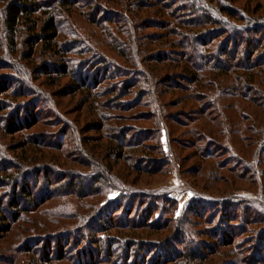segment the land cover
<instances>
[{
	"label": "rangeland",
	"instance_id": "1",
	"mask_svg": "<svg viewBox=\"0 0 264 264\" xmlns=\"http://www.w3.org/2000/svg\"><path fill=\"white\" fill-rule=\"evenodd\" d=\"M9 1L0 0V162L31 165L43 190L53 177L48 189L60 196L14 225L0 241V264H162L177 251L202 254L190 264H264V65L250 61L262 53L250 46L264 34L250 28L264 22V0H219L238 18L205 0L209 18L229 23H207L198 34L206 45L175 26L171 0H42L58 11L59 57L43 43L32 49L31 30L9 42ZM232 25L245 33L231 34L238 45L228 49ZM157 117L167 125L156 127ZM10 119L26 128L10 133ZM122 130L125 144L150 149L132 146L115 159ZM48 135L54 143L45 146ZM142 163L162 170L137 174ZM84 186L91 195H78ZM132 222L138 230L129 231ZM135 233L141 245L127 250ZM95 238L104 241L90 251ZM62 248L63 261L55 258Z\"/></svg>",
	"mask_w": 264,
	"mask_h": 264
},
{
	"label": "trees",
	"instance_id": "2",
	"mask_svg": "<svg viewBox=\"0 0 264 264\" xmlns=\"http://www.w3.org/2000/svg\"><path fill=\"white\" fill-rule=\"evenodd\" d=\"M159 1H155L152 7H158L161 6L159 4ZM180 0H171L172 4L171 6L174 7V10L169 12L170 17H173L176 20V25L178 26L180 29H184L186 30V28L190 29V33L192 34V36L190 37L192 40L190 41L191 44L193 45H206L207 44V40H203L201 37H199V33L201 32V29L204 28L206 26L207 23H213L216 25H220V26H225L229 23L225 22L224 20H222L221 18H217V17H210L209 15H207L206 10H205V5H204V1L205 0H189V4L186 3L185 0H182L181 3L179 4ZM200 1L202 3H200ZM217 2V6H215V8L213 7H208L209 9H212L213 12H217L218 14H224L227 15L231 18H238L239 17V11L237 10V8H235L234 6H229L227 4H222L219 0H215ZM237 1V0H235ZM158 2V3H157ZM81 3V1H74L72 3H64L61 2L58 7H71L74 4L77 5ZM170 3L169 1L167 2V4ZM51 4L46 2L44 4V2H42V0H10L8 2V4L6 5L5 9H4V15H5V20H4V26L6 28V35L7 38L9 40V42L13 45L16 46L17 45V40L20 37V35L23 33V31L25 30H31V36L28 39V44H32L31 48L34 49L35 45L41 44L42 45V50L44 51V53H53L52 55H56V57L60 56L62 53L63 55L66 54L65 48L64 46H62L59 43V31H58V22H57V10L55 9L56 7L51 6V9H47L46 7H50ZM261 7V6H260ZM258 9H261V8ZM207 8V9H208ZM208 9V11H209ZM56 10V11H55ZM167 13V12H166ZM212 16H218L215 13H211ZM197 16L201 17V20H197V22H195V18ZM44 17V18H42ZM255 22V21H253ZM252 24V23H250ZM185 27V28H184ZM198 29V30H195ZM252 33H261L264 34V22H257L253 25L252 28H250ZM231 30V31H230ZM183 31V30H182ZM233 31V32H232ZM248 32V31H246ZM224 33V32H222ZM227 33H229V39H228V49L230 47V44L232 43L233 36L231 34L234 35L238 34V36L242 35L243 31H241L237 26H231V28L227 31ZM256 34V33H255ZM257 35V34H256ZM222 35L219 34V31L216 33L215 35V39L221 37ZM244 37V36H242ZM240 37V38H242ZM264 38V35L262 36ZM36 40L35 43L33 44L32 40ZM193 40L195 42H193ZM248 41V40H246ZM238 40L235 39L233 46L235 47V45L237 46ZM241 46V45H240ZM253 46V47H251ZM250 46V50L254 52V50L252 48H255L256 50H262V53H259L258 56H256V58H254V56L256 54H252V62H262V65H264V40L261 39H255L254 42L251 43ZM234 51V49H233ZM239 53V52H238ZM192 56V55H191ZM210 57L208 59V61H210ZM187 62L192 64V58L189 57L187 59ZM204 63V62H202ZM201 63V64H202ZM200 64V65H201ZM192 66L194 67V69H197V67H195L193 64ZM202 66V65H201ZM207 66V64L205 65ZM250 68H255L250 66ZM253 71V69H250ZM49 71V70H48ZM65 73H67V71H64ZM227 70H225V74H227ZM253 73V72H252ZM86 82H82V85H85ZM207 98V97H206ZM161 112V111H160ZM104 115V114H103ZM100 118H102L101 121H103V116H100ZM105 119V118H104ZM164 119V118H163ZM167 119V117H166ZM35 122L33 123H29L27 129L32 128L34 125H36L38 123L37 120H34ZM160 121H162L163 123L161 124ZM24 120L20 121L18 125H21L18 129H14L12 128L13 124H15V122H13L11 119L8 121L7 123V130L11 129L10 133H16L19 130H22L24 128H26L24 126ZM21 123V124H20ZM23 123V124H22ZM100 125H102L101 123H99ZM167 125V122L163 121L161 117H157L156 118V127H165ZM17 126V125H16ZM144 131L143 130H139L138 133H136V136H140L142 135ZM124 133L126 134L125 130H122L120 132V136H121V140L125 139L126 140V136L124 135ZM154 134V132H153ZM156 134V133H155ZM157 136V134L155 135ZM146 137L148 138V135L145 134L144 139H146ZM46 139L43 140V138L41 140H39L40 143H42L43 141H46L45 146H48L54 142H50L48 143V139L51 138L49 135L45 137ZM139 140V138L137 139V141ZM139 143L137 144V146L142 147V151L144 152L147 148L150 149L147 144H144L145 141L143 140H139ZM143 142V144H142ZM31 142L28 143V145H30ZM35 144L40 145L38 143L35 142ZM27 146V145H25ZM133 146L137 147L135 144L132 145V140L129 141L127 144H125V142L122 140V142L120 141V143L118 142V147L115 148L114 150H110V153H115L113 155H115V159H125L126 155H125V148H131ZM154 148L157 149V144L153 145ZM154 150L153 148H151V151ZM160 150L162 151V149L160 148ZM119 151V152H116ZM163 153V152H162ZM164 159V158H162ZM167 160V158H166ZM168 161V160H167ZM156 163V162H155ZM24 161L23 160H16V162H0V241L4 240L12 231L14 225L16 223H18L19 221L22 220V216L24 214H28L32 208H36V207H40L41 205H43L45 202H47L50 199L59 197L60 194L57 192H53L51 190H49L48 188L50 187L51 184H53V177H48V180L46 179V181L48 182L46 185V190H43V188L40 186L41 180L39 179L38 175L36 176V178L34 179V181H32L31 174H36V170L32 169L31 165H23ZM136 165V166H135ZM133 165L134 167V171L137 172V174L141 173V171L146 172V173H151V172H155V171H159L162 170V168H158V169H154V166L147 167V165L145 164H135ZM47 169V166H43L41 168V171ZM77 178V177H76ZM78 179H81V177L79 176ZM96 178H93V180ZM45 181V182H46ZM40 188V189H39ZM88 188V185H87ZM84 191L86 192V187L84 186ZM78 195H91L89 191H87L86 193H79ZM190 211H195V207L193 206V204H190L189 208ZM104 211V209H103ZM105 215L104 212L100 211L98 213V216L100 215ZM133 223V222H132ZM101 227L99 232L100 233H107V231H109V226H107L106 224H102V222H100ZM135 224L133 223V226L129 227V231H134V230H138L139 226H134ZM155 226L156 225H150L149 226V230H155ZM112 228H117L118 230H125L126 227H128V223H121V224H111ZM160 228V227H159ZM128 230V229H127ZM138 233L134 234L133 236H128L127 241H126V246H127V250H129L130 245H134V247H140V242H138L137 236ZM228 237V236H227ZM140 238V237H138ZM230 239V238H228ZM168 239L164 240V241H160L158 242L159 247L164 248L163 246L166 247V249H169L167 247V245L169 244V241H167ZM170 240H174V238H170ZM93 242L91 243L92 245H90L91 248H93L90 251H93L95 249V247H93V245H98L100 242H103V238H95L94 240H92ZM121 239L119 240V243L122 244ZM171 242V241H170ZM161 248V250H163ZM63 250L58 252V254H56L55 258L57 260H66L67 258V254L64 250V248H62ZM128 253V251H127ZM114 256V254H112ZM111 256V255H110ZM115 257V256H114ZM177 257V258H176ZM167 256H165V258L163 257L161 260L162 264H173L175 262L181 261V262H185V264H190L192 261L198 260V259H202V254H190L188 252H179L177 251L175 256H169L167 259ZM74 258L70 257V260L72 261ZM83 259V258H81ZM74 261V260H73ZM115 261H117V259H115ZM91 262V261H90ZM109 263V262H108ZM116 264V262H114ZM87 264V263H86ZM88 264H90L88 262Z\"/></svg>",
	"mask_w": 264,
	"mask_h": 264
}]
</instances>
